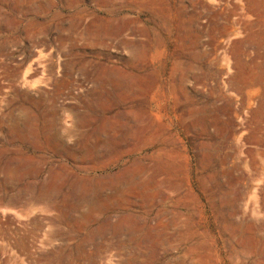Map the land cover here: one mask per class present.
Here are the masks:
<instances>
[{"label":"rangeland","instance_id":"obj_1","mask_svg":"<svg viewBox=\"0 0 264 264\" xmlns=\"http://www.w3.org/2000/svg\"><path fill=\"white\" fill-rule=\"evenodd\" d=\"M162 1L161 12L129 8L121 0L117 1L119 6L123 5L120 15L137 21L136 30L153 27L149 20L154 15L165 17L169 31L161 32V41L158 36L153 39L127 27L119 38L107 39L103 45L93 41L88 46L80 40L74 46L88 49V61H107L110 66L122 67V61L130 55V49L122 42L143 43L148 48L147 58L155 55L153 62L147 59L149 68L162 67L157 88L135 93L140 108L150 114L145 116L144 123L155 124L161 141L174 135L166 145L168 149H174L179 158L174 155L164 158L181 165L187 186L173 193L164 186L161 194L169 199L163 213L157 203L147 205L138 197L145 186L144 181L149 179L148 169L154 164L161 141L139 151L137 157L148 158L142 160L143 168L139 170L125 172L131 165L126 162L132 159L131 156L116 162L109 160V167L83 165L93 168L90 176L95 179L120 175L119 184L106 187L99 198L107 203L114 202L111 199L116 198L120 186L124 189L121 198L126 204L121 208L116 206L114 210L109 204L111 210L96 213L95 218L112 224L124 222L127 213L147 218L149 228H143L139 246L119 245L120 240H126V235L110 232L105 240L96 237L93 243L84 244L87 231L71 230L76 229L79 216L88 205L83 204L73 212L71 219L64 221L65 203L72 201H58L59 205L45 201V193L55 195L57 188L41 183L49 177L51 167L62 173V167L74 168L75 163L70 156L59 157L45 150L43 135L37 140L41 150H35L20 144L13 134L14 126L23 117L20 105L29 96L39 105L43 104L35 111L45 112L47 119L55 121L57 133L66 147L74 149L79 145L77 114H86V100L94 95L98 85L89 65L86 73L76 67L69 83L57 89L55 79L65 76L66 52L73 48V43L68 39V25H61L54 15H78L77 31L82 33L91 24H104L105 8L97 0H79L76 8L62 0H51L53 6L45 8L42 3L39 13L25 14L14 13L7 3H0V264H86L87 256L95 254L100 244L103 248L94 264H130L131 261L139 264H203L194 258L191 242L187 245L191 250L188 252L181 240L167 238L157 243L156 234L149 233L150 228L159 230L171 221L175 209L181 216L177 225L168 230L169 234L189 232L186 234L198 237L202 245L212 244V252L220 260L219 264H264V254L236 256L225 244V238L232 234L242 238L264 237V0ZM12 17L19 21L17 25ZM43 39L45 43H41ZM25 50L30 54L28 60ZM181 52L188 58L197 56L202 68L187 71L183 86L172 89L170 68ZM180 76V72L173 75L176 80ZM185 98L187 102L198 98L202 106L212 110L232 107L235 112L234 116L221 114V120L230 123L222 135L218 134L215 125L208 128L210 134H216L213 148L220 187L236 194L234 229L229 222L211 212L202 187L206 173L202 147L208 143V137L196 138L193 131L185 128L191 124V118L184 114L187 106L177 104ZM113 112L116 111L109 109L107 116L111 117ZM106 126L105 130L99 131L98 141L102 152L108 149L105 153L110 155L114 147L111 120ZM33 171L38 172L37 176H30L29 172ZM133 172H137L135 182L128 184L129 174ZM70 176H74V172ZM22 178L30 189L27 194L17 204L10 203L9 199L4 201L5 195L10 198L15 191L5 194L3 187ZM157 179L162 180L163 176ZM39 194L44 195L39 197ZM151 197L153 202L162 199L154 190ZM220 202L216 199L215 203L220 205ZM154 242L157 259L151 262L142 253L153 250L150 246ZM235 245L240 250V242Z\"/></svg>","mask_w":264,"mask_h":264},{"label":"bare ground","instance_id":"obj_2","mask_svg":"<svg viewBox=\"0 0 264 264\" xmlns=\"http://www.w3.org/2000/svg\"><path fill=\"white\" fill-rule=\"evenodd\" d=\"M62 1L76 8L79 0ZM117 1L118 0H97V2L105 8L107 18L104 19V24L102 26L99 24H91L82 33L77 31L80 25L77 21L79 18L78 15H54V18L58 20L61 25H68V39L73 43V48L66 52L68 60L65 62V76L55 79L57 89L60 90L69 83L71 73L76 67L80 71L86 73L89 65L93 68L92 77H94L98 85L93 92L94 95L86 100V114H77L79 120L77 130L81 140L79 145L74 149L66 147L62 141L61 135L57 133L55 121L51 118L47 119L45 112L40 114L39 111H35L36 108L43 106V104L39 105V102L33 101L29 96H26L25 101L20 105L23 117L21 122H18L14 126L13 134L20 144L35 150H41L42 146L37 140L39 136L43 135L46 141L45 150L54 152L59 157L70 156L75 163L76 167L74 168L62 167L64 169L62 173L55 172L54 167H51L49 170V177L45 179V181H41V183H45V186L53 185L57 188L55 195L48 196L47 193H45V201H54V205H59L58 201H72V203H65L66 210L62 211L64 221L71 219L73 212L81 208L83 204L88 205L87 210L79 216V224L76 226V229L71 230L72 232H79L78 228H80L87 231L83 240L84 244L93 243L96 237L105 240L106 234L110 232L118 236L126 235V240H120L118 243L119 245L139 246L140 243L138 241L141 238L143 228H149L147 218L141 219L133 216L132 213H127L124 222H119L118 224H112L109 221L100 222L95 218L96 213H103L111 210L109 204L112 205L113 210L116 206L121 208L122 205L126 204L121 198L124 189L123 187L121 189L120 186L117 187L116 198L114 197L111 199L114 202L107 203L104 199L99 198L106 187L111 184L114 186L119 184L120 175H111L103 179H95L90 176L93 168L83 165L92 164L94 166L109 167V160L116 162L118 160H124L127 156H131L132 159L126 161L131 165L125 172L129 173V171L143 168L142 160H147L148 158L142 159L136 155L143 147L161 141V137L157 135L153 122L149 124L144 123L145 116H149L150 114L140 108L137 102V93H135V91L157 88V77L162 67L157 70H151L149 68L147 59L151 63L155 60V55L151 54L147 58L148 48L143 43L122 42V45L130 49V55L127 59L122 61V67L110 66L107 61H88L86 52L88 49H78L74 46L80 40L84 41L88 46L91 45L93 41L103 45L107 39L119 38L127 27L132 28L136 33L148 35L153 39H156L158 36L161 41V32L167 33L169 29L165 17L154 15L149 20V23H151L153 27H149L144 31L136 30L134 25L137 21H131L125 15L121 16L120 12L122 11L121 8L123 5L119 6ZM121 1L129 8L149 9L150 11L160 12L163 9L162 0ZM3 2L7 3V6L12 12H24L25 14L33 11L39 13L42 9V3H45V8L53 6L51 0H0V3ZM12 19L17 22L16 25L19 23L15 17H12ZM41 43H45V39L41 40ZM243 53L244 50L242 49L241 55ZM25 54L26 60H28L30 54L27 50H25ZM184 55L185 54L182 52L179 53L175 61L171 64L170 74L172 80L170 84L172 89H175L177 85L183 86L184 74L187 71L202 68V63L197 56L188 58ZM177 72H180L181 76L176 80L173 75ZM132 90L134 92H132ZM177 104L187 106L184 114L186 113L189 118H191V124L185 126V128L193 131L196 138L200 136L208 137V143L202 147L205 150L203 160L206 164L205 179L202 180V187L208 199L211 212L215 216L229 222L234 229L235 226L232 220L236 212V194L231 191L222 190L220 187L219 173L216 170L217 159L213 148L216 134H210L208 128L211 125H215L218 134L222 135L226 128L230 126V123L223 122L221 120V114L225 113L229 116H234L235 112L232 107L212 110L202 106L198 98H192L189 102H187L185 98L183 101H178ZM111 108L116 112H113L112 116L108 117L107 115ZM152 116L157 117L156 114ZM108 120H111V136L114 146L110 155L108 152L105 153L108 149L102 152V147L98 141V133L106 129ZM94 123H99V125H94ZM173 136L174 135H169L168 140L173 139ZM35 137L38 138L35 140ZM168 140L161 141L158 144L159 148L157 150V155L155 159H153L154 164L152 168L148 169L149 179L144 181L145 186L142 187L143 191L138 194V197L144 201L145 204L153 206L157 203L160 205V212L162 213L165 211V204L169 199L168 196L164 197V195L161 194L164 186H166L171 193L178 192L181 188L187 186V180L183 175L181 165L177 162H170L164 158L165 156L173 155L176 157L174 149H168L166 145ZM198 154H201V152ZM178 156L179 155H177V157ZM173 159L175 160V158ZM36 171L29 172L30 176H37L38 172ZM73 172L74 176H70ZM135 174L137 175V172L129 174V179L127 180L128 184H134ZM161 176H163V179L158 180L157 178ZM6 185L8 186H4L2 189L5 194L11 191H15V193L10 198L5 195L3 200L9 199V202L12 204H17L30 190L29 186L24 184L23 178L8 182ZM153 190L154 192L157 191V193L162 196L161 200L153 202L151 197ZM216 199H220V205L215 203ZM128 205H130L129 202ZM172 212L173 218L171 221L166 222L162 229L157 230V228H150L151 231L149 233L153 235L156 234L155 239L157 243L158 240H166L167 238L181 240V243L185 245V249L188 252L191 250L194 251V258L197 261L203 264H219L220 260L216 259V255L212 252V244L206 246L202 245L198 237H190L187 235L189 232L174 231L172 234L168 233V230H172L177 225L181 216L177 209ZM94 225L96 228H93ZM54 233L61 235L60 232ZM237 241L240 242V250L235 245ZM190 242L193 244L191 250L187 246ZM225 244L229 247L232 254L236 256L238 254H264V237L261 236L252 235L251 237L242 238L232 234L225 238ZM150 247L153 250L149 253L143 252L142 255L148 256L146 258H149L151 262H155L157 259L156 242H154V244L151 243ZM102 248V244L97 245L96 253L87 256L86 264H94ZM67 264H69V262H67ZM130 264L139 263L131 261Z\"/></svg>","mask_w":264,"mask_h":264},{"label":"crops","instance_id":"obj_3","mask_svg":"<svg viewBox=\"0 0 264 264\" xmlns=\"http://www.w3.org/2000/svg\"><path fill=\"white\" fill-rule=\"evenodd\" d=\"M42 195H44V194H39L38 196L40 197V196H42Z\"/></svg>","mask_w":264,"mask_h":264}]
</instances>
